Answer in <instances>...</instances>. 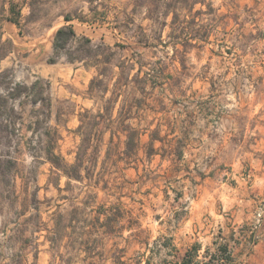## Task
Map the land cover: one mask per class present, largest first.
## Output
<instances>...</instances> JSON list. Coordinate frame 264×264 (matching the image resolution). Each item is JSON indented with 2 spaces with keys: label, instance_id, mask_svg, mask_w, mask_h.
Wrapping results in <instances>:
<instances>
[{
  "label": "rangeland",
  "instance_id": "obj_1",
  "mask_svg": "<svg viewBox=\"0 0 264 264\" xmlns=\"http://www.w3.org/2000/svg\"><path fill=\"white\" fill-rule=\"evenodd\" d=\"M70 24L112 47L111 65L78 60L82 40L75 62L51 63ZM18 84L0 113V264H173L170 239L200 244V264H264V0H0V95ZM85 113L92 170L60 178L44 146L74 164ZM122 124L144 129L129 161ZM232 205L248 217L239 237L254 231L245 256Z\"/></svg>",
  "mask_w": 264,
  "mask_h": 264
},
{
  "label": "trees",
  "instance_id": "obj_2",
  "mask_svg": "<svg viewBox=\"0 0 264 264\" xmlns=\"http://www.w3.org/2000/svg\"><path fill=\"white\" fill-rule=\"evenodd\" d=\"M65 20L67 21V23H70L73 21V18L71 16H66ZM11 22L18 24L17 21H11ZM80 40L84 41L87 44L91 57L88 56L87 59L84 57H80L78 58V60L80 61L88 60V59L90 60V58L93 57L95 59L94 65H97V66L99 64L111 65L113 58L115 56V52L113 48L106 45L105 43L94 44L93 41L87 37L79 38L73 25L71 24L63 26L57 30L55 38H54V44H53L54 55L52 59L50 60V62L56 63L58 60L57 58L61 55H66L67 61L75 62V58L73 57L74 43ZM6 43H7L8 49L6 50V53L4 55H8L9 53H12L15 49L12 41L7 40ZM94 83H95V80L92 81L91 90L94 88L93 86ZM38 86H39V82H36L31 87L24 88L23 90L26 91L25 97L32 96L33 102H37L38 94L36 92H37ZM22 88H23L22 85L18 84L17 87L13 91H11V93H9L8 95L4 97L0 95V113L2 111H5V108H6L5 104L7 103L9 99H13V98H16L22 95L21 94ZM23 103L24 102L22 101L21 104ZM86 117H88L86 113L81 116L82 118L81 125L78 130L81 135V143L79 145L76 162L74 164L67 163V161L60 154L57 153V143L58 142L57 140H55V138H50L47 144L44 146L45 157L48 160V162L51 163L52 168H53V173L56 174V176L60 178L62 176H65L69 180L81 181L85 177L83 176L82 172L86 171V173H90V171L92 170V168L88 169L86 166V163L88 162L89 150L92 147L94 148V145L92 143V139L90 136L91 134L90 126H88V124L84 122V118ZM57 131L58 130H56V134H57ZM120 132L123 133L126 137L124 141L125 150L123 153L126 156L125 159L129 161L130 159H132L133 157H136L137 155L140 139L142 135H144V129L143 128L138 129V128L132 127V125L128 126V125L122 124V128ZM152 139L154 141L162 142V140L159 137H154ZM152 150H155V148L152 147ZM127 161H126V164H129V162ZM55 184L57 187L59 186L58 183H55ZM58 188L59 190L61 189L60 187ZM105 216L106 218H110V217L114 218V221L117 224H119L120 219L122 218V214H115V213L112 215L105 214ZM107 228L109 227L107 226ZM172 242H173L172 239L168 240V243L170 244V246L172 247L175 253L174 256L175 258H177V261H175L173 264H200V262H196V259L199 257V250L201 247L200 244L196 243L191 248L185 250L182 253L180 249H178L175 245H173ZM144 244L146 245V247L148 246L147 240L144 241ZM220 252H221V257L219 258V260L223 259L224 256L225 258L227 257L228 249L226 246H222L220 249ZM216 259L217 257H215V260ZM165 263L167 264V262H164V264ZM146 264H151V260H147ZM208 264H214V261H211ZM220 264H225V263L221 262Z\"/></svg>",
  "mask_w": 264,
  "mask_h": 264
},
{
  "label": "crops",
  "instance_id": "obj_3",
  "mask_svg": "<svg viewBox=\"0 0 264 264\" xmlns=\"http://www.w3.org/2000/svg\"><path fill=\"white\" fill-rule=\"evenodd\" d=\"M231 209H235L234 210L235 216H233V219H231V221L228 223L231 226L230 227V232H231L230 237L231 239L233 238L234 241H239L237 244V246H239V248L237 249L238 251L237 256H245V253L243 252L245 250H242V249L246 247L247 244L249 245L250 243L249 241L251 240V238L254 237V233H253L254 231H251L246 237L240 238L239 236H241L240 234L242 233L241 231L244 226L243 224L245 222H248V217L246 216L245 208L232 205ZM213 224L217 225L218 221L214 222ZM260 238L263 241L256 246L255 254H253V256L258 258L259 260H264V228L261 231Z\"/></svg>",
  "mask_w": 264,
  "mask_h": 264
},
{
  "label": "built area",
  "instance_id": "obj_4",
  "mask_svg": "<svg viewBox=\"0 0 264 264\" xmlns=\"http://www.w3.org/2000/svg\"><path fill=\"white\" fill-rule=\"evenodd\" d=\"M257 222L259 226L264 222V211L258 213Z\"/></svg>",
  "mask_w": 264,
  "mask_h": 264
}]
</instances>
